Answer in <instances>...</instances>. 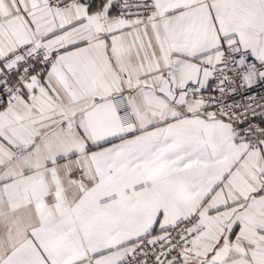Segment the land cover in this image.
<instances>
[{
	"label": "snow or ice",
	"instance_id": "obj_1",
	"mask_svg": "<svg viewBox=\"0 0 264 264\" xmlns=\"http://www.w3.org/2000/svg\"><path fill=\"white\" fill-rule=\"evenodd\" d=\"M0 264H264V0H0Z\"/></svg>",
	"mask_w": 264,
	"mask_h": 264
}]
</instances>
